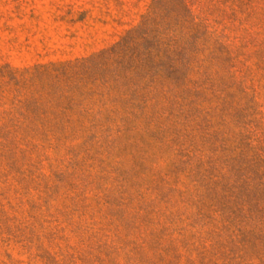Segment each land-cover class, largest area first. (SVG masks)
I'll list each match as a JSON object with an SVG mask.
<instances>
[{"label":"rangeland","instance_id":"374dc122","mask_svg":"<svg viewBox=\"0 0 264 264\" xmlns=\"http://www.w3.org/2000/svg\"><path fill=\"white\" fill-rule=\"evenodd\" d=\"M0 264H264V0H0Z\"/></svg>","mask_w":264,"mask_h":264}]
</instances>
